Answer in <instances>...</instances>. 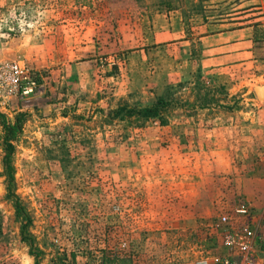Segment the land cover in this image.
<instances>
[{
    "label": "rangeland",
    "instance_id": "rangeland-1",
    "mask_svg": "<svg viewBox=\"0 0 264 264\" xmlns=\"http://www.w3.org/2000/svg\"><path fill=\"white\" fill-rule=\"evenodd\" d=\"M259 1L185 0L183 18L154 0H0V64L40 86L0 104L23 114L9 188L0 126V264H211L220 215L260 216ZM226 27L247 43L216 53ZM158 97L175 105L163 125L106 117Z\"/></svg>",
    "mask_w": 264,
    "mask_h": 264
},
{
    "label": "built area",
    "instance_id": "built-area-1",
    "mask_svg": "<svg viewBox=\"0 0 264 264\" xmlns=\"http://www.w3.org/2000/svg\"><path fill=\"white\" fill-rule=\"evenodd\" d=\"M259 14L264 17V0L259 1ZM40 91L32 73L19 61L0 64V104L9 97H28ZM233 215L246 219L231 222L232 216L218 217L221 255L210 259L211 264H264V207L257 218L248 215V209L238 207ZM263 223V224H262ZM196 264H208L201 259Z\"/></svg>",
    "mask_w": 264,
    "mask_h": 264
},
{
    "label": "trees",
    "instance_id": "trees-1",
    "mask_svg": "<svg viewBox=\"0 0 264 264\" xmlns=\"http://www.w3.org/2000/svg\"><path fill=\"white\" fill-rule=\"evenodd\" d=\"M185 1V0H184ZM183 0H154L151 4L154 8L158 10H163L165 12L179 11L184 18L185 4ZM174 101L167 99L166 97H158L153 102L146 105H118L115 108L109 110L106 113L107 119H116L118 121L133 122L135 124H142L150 119H157L159 124L163 125L166 122L167 116L174 108ZM23 114L17 113L14 115L12 121H7L2 114H0V126L2 129V167L4 174L7 178L8 188L10 187V182L12 181L10 156L13 152L12 142L17 138L21 132ZM13 209L15 214L20 213L18 204L14 203ZM36 256V255H34ZM112 261L115 260V256ZM111 262V261H109ZM112 263V262H111ZM33 264H37L34 261Z\"/></svg>",
    "mask_w": 264,
    "mask_h": 264
},
{
    "label": "crops",
    "instance_id": "crops-1",
    "mask_svg": "<svg viewBox=\"0 0 264 264\" xmlns=\"http://www.w3.org/2000/svg\"><path fill=\"white\" fill-rule=\"evenodd\" d=\"M247 32H248L247 28L246 29H229L228 27H226L224 31L216 34L215 38L213 37V39L216 40L217 42V44H215V48L213 49V51L216 53L217 52L225 53L229 50L236 48L235 46L237 45L246 44L247 43L245 40L246 37L240 40L241 38L240 36L242 34L243 35L247 34ZM211 54H214V53H211Z\"/></svg>",
    "mask_w": 264,
    "mask_h": 264
},
{
    "label": "water",
    "instance_id": "water-1",
    "mask_svg": "<svg viewBox=\"0 0 264 264\" xmlns=\"http://www.w3.org/2000/svg\"><path fill=\"white\" fill-rule=\"evenodd\" d=\"M252 94L257 100L264 102V86H254L252 88Z\"/></svg>",
    "mask_w": 264,
    "mask_h": 264
}]
</instances>
